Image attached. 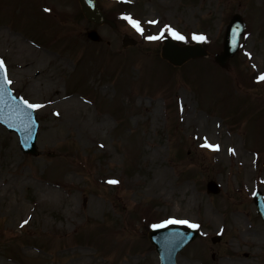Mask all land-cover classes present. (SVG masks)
<instances>
[{
  "label": "rangeland",
  "instance_id": "rangeland-1",
  "mask_svg": "<svg viewBox=\"0 0 264 264\" xmlns=\"http://www.w3.org/2000/svg\"><path fill=\"white\" fill-rule=\"evenodd\" d=\"M98 4L115 28L86 20L78 0H0L10 88L42 105L36 155L0 125V264H160L147 231L168 220L200 225L177 264H264L252 202L255 189L264 201V0ZM234 14L244 30L221 67L214 55ZM92 29L99 40L86 36ZM161 32L178 44L203 34L207 56L172 65L160 56L163 38H145ZM61 95L84 105L54 102ZM161 169L162 190L153 184ZM209 180L218 193H207Z\"/></svg>",
  "mask_w": 264,
  "mask_h": 264
},
{
  "label": "water",
  "instance_id": "water-1",
  "mask_svg": "<svg viewBox=\"0 0 264 264\" xmlns=\"http://www.w3.org/2000/svg\"><path fill=\"white\" fill-rule=\"evenodd\" d=\"M84 16L97 24L109 23L100 11L96 0H79ZM243 30L241 17L235 14L227 26L223 51L215 59L220 65H225L226 60L238 49V41ZM92 39H99L94 30L88 32ZM205 51L197 43L194 45L179 46L173 40L165 39L161 49V56L174 65H181L189 58L202 57ZM3 79V70H0V80ZM0 123L9 131L17 133L20 148L23 152L36 154L35 137L38 123L33 108H29L23 100L16 97L9 89L7 83L0 85ZM207 191L217 193L218 185L209 181ZM254 202L257 211L264 220V205L260 192H255ZM195 230H184L177 227H157L148 233L151 243L159 254L161 264H175L176 254L196 237Z\"/></svg>",
  "mask_w": 264,
  "mask_h": 264
},
{
  "label": "snow or ice",
  "instance_id": "snow-or-ice-1",
  "mask_svg": "<svg viewBox=\"0 0 264 264\" xmlns=\"http://www.w3.org/2000/svg\"><path fill=\"white\" fill-rule=\"evenodd\" d=\"M46 12H50L51 9L46 8L45 9ZM137 32H139L141 35L144 34V28L142 27V23L140 20L138 19H134L132 16L130 15H125L123 17ZM149 24H157L158 21L156 20H150L148 21ZM165 30L170 33L175 39L180 40V41H184L186 40V37L181 34L179 31H177L176 29H174L173 27H171L170 25H165ZM147 40L149 41H157L159 39L163 38V32H161L160 35H148L145 37ZM191 39L194 41H204L207 39L206 36H204L203 34H196L193 33L191 36ZM246 55L249 56V58H251V53H246ZM256 65H253V68H255ZM0 70H3V79L0 80V85H2L3 83H7V84H11L12 81L8 78L7 76V71H6V66H5V62L3 61L2 58H0ZM258 81H264V73H261L258 77H257ZM23 103L25 105H27L29 108H34V109H39L40 107H42V105L40 104H33V103H29L28 100L23 99ZM58 114V113H57ZM204 147L218 151L219 150V145L216 144H211L208 142L207 138H205L204 141ZM229 151L234 153V149H229ZM109 183L115 184L118 183V181L116 180H110ZM25 223H27V221H25ZM171 223H179V224H186L191 228H199L200 225L190 222L188 220H168L165 221L164 224H171ZM164 225H153V227H162Z\"/></svg>",
  "mask_w": 264,
  "mask_h": 264
},
{
  "label": "bare ground",
  "instance_id": "bare-ground-1",
  "mask_svg": "<svg viewBox=\"0 0 264 264\" xmlns=\"http://www.w3.org/2000/svg\"><path fill=\"white\" fill-rule=\"evenodd\" d=\"M6 35V34H5ZM33 46V45H32ZM34 47V46H33ZM20 48L22 49V50H25V51H27V52H29V53H33L34 55L36 54V51L34 50V49H31L30 47H28L27 45H25V44H21L20 45ZM110 51H112L111 49H110ZM37 54L40 56V57H42V58H46L47 57V54L46 53H38L37 52ZM33 58V57H32ZM65 66H66V64H65ZM54 102H56V103H58V102H61V104H64V105H68V107H75V106H78L79 105V107L80 106H83L84 104L83 103H81L80 101H78V100H76V99H67L66 100V97L65 96H57V98H56V100H54ZM197 121H198V119H196ZM201 123V122H200ZM216 124L217 123H215V122H213L212 123V125H213V127L214 126H216ZM212 127V128H213ZM236 148V147H235ZM159 170V169H158ZM157 170V171H158ZM159 173H160V181H157V180H155L154 181V185H157L159 188H160V190H162V189H164V188H167V186H168V184H169V174H168V172L167 171H165L164 169H161L160 171H159ZM256 232V234H258L257 233V231H254V233Z\"/></svg>",
  "mask_w": 264,
  "mask_h": 264
}]
</instances>
